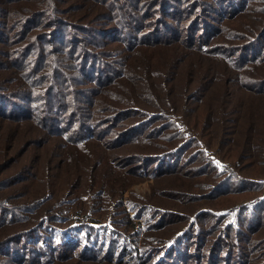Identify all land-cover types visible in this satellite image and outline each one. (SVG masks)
Listing matches in <instances>:
<instances>
[{"label": "trees", "instance_id": "trees-1", "mask_svg": "<svg viewBox=\"0 0 264 264\" xmlns=\"http://www.w3.org/2000/svg\"><path fill=\"white\" fill-rule=\"evenodd\" d=\"M232 20L240 26L230 27ZM172 48L179 51L160 69L132 60L146 49ZM181 50L204 60L213 73L221 66L228 78H208L181 60ZM246 95L260 99L245 102ZM261 96L264 0H0V264H108L114 256H129L126 243L109 229L105 235L86 231L80 239L81 226L66 227L58 214L45 213L44 220L35 214L40 199L34 207L5 199L33 190L34 183L50 184L56 154L45 148L88 154L87 147L107 138L135 149L129 152L132 164H154L157 177L178 179L182 191L197 182L206 189L184 193L185 204L192 203L188 215L169 207L138 208L148 235L129 260L140 254L139 264H147L164 252L151 264H264V235L254 236L264 223V183L253 179L264 176ZM4 124L27 126L34 136L17 144L8 131L3 135ZM217 139L229 147L224 158L230 161L211 155L193 160L190 149L219 145ZM250 148L261 158L252 161ZM44 157L40 171L37 161ZM246 160L256 169L243 177ZM183 169L187 174L175 175ZM171 188L167 196L174 199L179 186ZM198 202L213 208L195 211ZM177 218L183 226L174 225ZM129 225L136 241L138 226ZM170 226L177 229L170 228L165 246L157 245L161 239L154 236Z\"/></svg>", "mask_w": 264, "mask_h": 264}, {"label": "rangeland", "instance_id": "rangeland-1", "mask_svg": "<svg viewBox=\"0 0 264 264\" xmlns=\"http://www.w3.org/2000/svg\"><path fill=\"white\" fill-rule=\"evenodd\" d=\"M239 26L240 24L237 21H230V27L238 28ZM241 34L242 32H235V35ZM35 36L39 35L36 34ZM232 43L239 45L240 42L235 41ZM178 51L179 50H177V48L146 49L136 54L132 60H149L150 63H154L155 68L157 67V69H160L164 59L169 61V59L177 54ZM196 57L197 55L193 56L192 52L181 50V60L186 61L184 62L185 64L190 63L191 66L192 64L196 65L198 67V71L200 70L201 72L205 73V76L208 78H212V76H214L215 79H220L223 76L224 70L221 66H218L219 69L215 70L213 73L212 71L206 69L208 66L203 62L204 60H196ZM182 72L185 73L187 71L182 69ZM254 72L255 70L252 73L249 72V75L253 77ZM195 74L196 73L194 72L193 75H183V77L177 78V81H180L181 83L184 80H190L195 76ZM238 74L239 72L233 71L230 76L234 75L235 81H237ZM223 78L227 79V74H225ZM154 84H156V82H154ZM135 89L134 95H137L139 87L137 86ZM238 94H240V92H238ZM125 96L127 97V95ZM244 97H248L245 98V102H251L254 101V99H260V97H251L250 95H246ZM261 97L264 98L263 96ZM234 102L238 101L235 100ZM109 105H113V103H109ZM233 106L236 109L238 104L235 103ZM3 126L8 128L5 129L3 127L1 129L3 135H5V131H8L9 139L15 143L17 142V144L34 136V131L29 129L27 126L20 129H11L14 128V126H10L9 124H4ZM218 143L219 145L213 142L209 148L195 146L194 149H190L189 152L195 153L193 160H196L197 157L199 158L202 155H211L214 158L230 161L228 158H224L229 147H227V145L221 140H218ZM46 149L48 152H53L56 154L52 158L54 159L53 164H55V166L52 168L53 170L50 173V184L46 185L42 183H34L32 184L33 190L18 191L13 193V196L6 195L5 199H12L14 204L26 203L28 205H33V207V201L35 199H40L38 206H35L34 208V210L37 211L35 214L40 215L42 220L46 219V216H44L45 213H47L49 216L52 214H58L61 217L62 223H64L66 227L69 225L71 227L76 225L81 226L82 229L78 234L80 239H82L86 231H91L95 234L102 233L105 235L104 229L111 230V233L108 234H111L112 238H120V243H126L128 248L127 255L129 256L120 258L118 255L114 256V258H112L108 264H116L120 260L125 261L128 264L140 263V254H137L136 260H129L130 257H132V259L136 258V256H133L132 254L134 246H140L142 238H145L146 235H148L142 233V230L146 227L144 224L145 219L139 218L142 211L138 208L144 209L146 207H152L154 209H160L169 207L175 209V212L188 215L190 212L187 208L191 206L192 203L190 202V204H185L187 196H184V193L188 192L192 195H200L206 191V189L202 187L204 183L200 182L195 183V187H188L187 190L185 189L182 191V188H180L181 184L178 179L172 180L173 177L167 179L157 177L159 176L157 175L158 169L154 164L145 165L144 161H139L132 164L133 160L129 152H135V149L132 147L123 149L113 138L97 141L93 146L87 147L88 154H84V152L80 153L77 150L76 152H71L68 147H48L45 148V150ZM195 149H199V151L195 152ZM254 151L253 149L251 150V148L248 150V152L252 154V161L261 158L260 152ZM50 155L51 154L49 153L46 155V157H49ZM46 157L37 161L40 171L43 170V162ZM236 159L237 157L235 160ZM242 163H245L244 165L246 166L243 167L244 173H241V176H250L251 171L256 168L250 166L251 162L249 160L242 161ZM177 174H187V172L185 169H183V171L176 173L175 175ZM36 176L37 177L34 180L39 178L38 175ZM253 179L258 183H264V176L262 175L253 177ZM176 186H179V189L177 194H175V198H169L167 196V191L172 189L171 187ZM36 187L39 188V194L35 196ZM47 187H49V189H47ZM263 196L264 192L259 195V198ZM243 201L245 200L241 199L240 202ZM208 207L212 206L206 205L204 203L200 205L198 202L194 206V210L197 211L201 208V210H204L203 208ZM234 217L235 214L233 213L229 216V219H233ZM229 219L227 218V220ZM203 220L200 222L201 225L204 223ZM130 222L138 226L140 234L136 241L134 237L136 230H133L130 227ZM181 222L182 219L177 218L174 225L183 226V223ZM239 225L242 227V229H245L246 223L241 221ZM263 225L264 223H258V227H256L258 232H255L254 234L255 239L258 236L264 235ZM224 226L222 227L223 231ZM170 228H174V230L177 229L176 226H170L163 234H156L154 236L155 239H161L157 245H161L165 239L169 238V234L172 233L169 231ZM62 230L65 231V228H62ZM2 233H4V231L0 229V235ZM162 245L165 246L166 243H163ZM184 246L186 245L184 244ZM183 248L185 249V247ZM162 254L160 255L159 253H155L150 259L153 262L150 261L147 264L154 263L156 256L159 260L162 257ZM173 263L174 262H172V264ZM50 264L81 263L72 259L61 261L53 260L50 262ZM203 264H205V261Z\"/></svg>", "mask_w": 264, "mask_h": 264}]
</instances>
